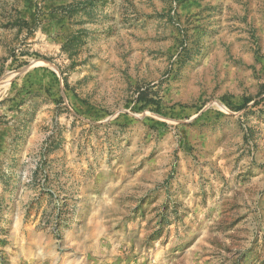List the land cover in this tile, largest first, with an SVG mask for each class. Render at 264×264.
I'll return each mask as SVG.
<instances>
[{
    "label": "rangeland",
    "instance_id": "374dc122",
    "mask_svg": "<svg viewBox=\"0 0 264 264\" xmlns=\"http://www.w3.org/2000/svg\"><path fill=\"white\" fill-rule=\"evenodd\" d=\"M0 264H264V0H0Z\"/></svg>",
    "mask_w": 264,
    "mask_h": 264
}]
</instances>
